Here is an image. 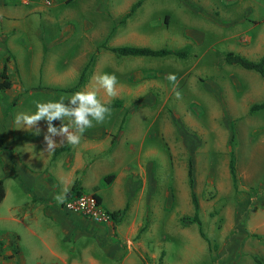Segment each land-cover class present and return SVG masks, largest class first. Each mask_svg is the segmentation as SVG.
I'll return each mask as SVG.
<instances>
[{
	"label": "rangeland",
	"instance_id": "374dc122",
	"mask_svg": "<svg viewBox=\"0 0 264 264\" xmlns=\"http://www.w3.org/2000/svg\"><path fill=\"white\" fill-rule=\"evenodd\" d=\"M220 5L218 14L227 13L228 22L214 27L208 16ZM243 37L249 39L245 47L237 42ZM120 45L185 47L187 53L118 56L109 50ZM229 51L260 60L264 0H0V71L4 66L9 78L14 69L17 73L12 86L0 90V242L5 245L0 264H60L49 251L59 252L58 245L44 239L27 217L38 208L50 211L37 218L70 247L74 261L86 243L99 259L105 245L115 244L140 264H257L254 258L264 263V107L250 110L264 101V65L260 73L229 64L224 60ZM212 58L214 68L196 66ZM85 67L84 83L71 91ZM101 73L116 75L118 95L100 90L98 98L119 99L120 105L110 107L104 123L89 128L110 135L100 149L83 153L85 167L76 169L73 182L80 193L99 194L102 210L122 212L115 223L107 221L113 226L109 235L92 241L63 231L67 217L76 214L65 211L55 195H33L43 177L64 173L67 151H44L45 121L36 135L14 118L34 113V101L63 96L67 103ZM170 73L176 85L166 79ZM189 161L199 225L192 219ZM108 174L112 179L106 182Z\"/></svg>",
	"mask_w": 264,
	"mask_h": 264
},
{
	"label": "crops",
	"instance_id": "0c3cea01",
	"mask_svg": "<svg viewBox=\"0 0 264 264\" xmlns=\"http://www.w3.org/2000/svg\"><path fill=\"white\" fill-rule=\"evenodd\" d=\"M221 6L222 5H220L219 7L212 8V10L210 12L211 15L208 16L210 23L212 25H214V27L215 26L217 27V25H221L223 23V19L225 20L224 21L225 23L228 22L227 18H224V17H229L227 15V13H226V15L218 14V9ZM225 9L227 11V10H230L231 8L229 6H227V4H226ZM12 15H13L12 18L15 19L14 18L15 14H12ZM218 19H220V20H218ZM248 40L249 39L243 37V38L239 39L237 42L240 41L241 45L245 47L247 44H249ZM229 52H231V51H229ZM263 55H264V51L261 54V57ZM200 64L211 67V69L214 68L215 66H217L214 63L213 58H212L211 62L208 61L207 63L205 61H204V63H202L200 61L196 64V66H198ZM5 73L7 74V72H5ZM15 73H16V69L13 70V73H12L13 76L11 78H9L6 75L8 77V80L10 79L9 80V83H10L9 87L12 86V81L14 79ZM20 79L22 80V77H20ZM109 135L110 134H102V133H100V131H94L91 129H86L83 136L81 137L79 145L72 146V145L67 144V143L59 144L60 146L58 145L55 149L61 147V148H63V151H62L63 153L67 151V155L64 156L65 166H67V169L64 171L63 174L59 171L58 172L59 174L57 176L53 177V179H51L50 177H43L40 180V183L35 186V193L33 195L36 197H41V196L50 197L53 195L57 196V195L62 194L65 189L68 190L73 183V173L76 171V169L78 167H85L84 162L82 160L83 153L86 151L94 150V149H100L101 143L104 140L103 138H108ZM55 139L57 141H59L60 138L56 137ZM107 142H108V140H107ZM77 149L80 152H76L75 150H77ZM19 160H20V162L23 161L21 158H19ZM61 176H63V177H61ZM79 186H78V188H79ZM79 191H80V189H79ZM94 192L97 193L96 191H94ZM3 196H4V190H3ZM102 202L103 201L101 200V203ZM106 209H109L111 211L117 210L115 208H107V207H106ZM47 210L48 209L40 210L38 208L35 213H30L27 215V217L29 218L31 225L34 226L35 228H38L42 232V237L44 239L47 238L50 241V243L58 245L59 252H54V251H51L50 249H49V251L52 254V256H54L57 259V261L60 264H110V262L113 261L114 258L119 260L116 264H140L139 260H137L133 257H130L128 255V252H123V250L119 251L116 248L115 244L111 245V247H108V245H105L103 247L105 254H103L102 259H99L96 257L98 255V253L94 251L95 247L92 245L89 246L86 243H83L82 251L79 253L78 259L76 261H74L76 256H73L70 254V251H69L70 247H68L67 244H62V241H59L55 237V235L50 230V228L46 227V226H48L45 224L46 222H43L42 220L37 218L36 214H41L42 216L50 215L51 214L50 211H47ZM26 214L27 213L22 214L21 217L19 219H17V221L22 222V219L24 218V216ZM71 214H76V215L71 216V218L67 217V219L65 220L66 226L63 228V231L66 234L72 233V236L75 238L78 237L81 233V235L85 234L88 237H90L93 241L99 235H102V234L109 235V233H111V231H112V229L110 231V228H112L113 226L111 225L112 223L110 224V222H108V223L107 222H97V221H94V220L88 218L89 220H91V221H89V220H85L86 218L84 216L79 215L77 213H71ZM109 225H110V227H107ZM24 226L30 234L34 235V237H38L36 235V233L34 232V230L28 226V223H25ZM63 240H67V239L64 238ZM124 240L131 244V246H130V244H128L126 247L128 249H130V251H132V247H133L132 242L125 239V237H124ZM0 247H5V245L1 244V242H0ZM4 264H6V263H4Z\"/></svg>",
	"mask_w": 264,
	"mask_h": 264
},
{
	"label": "clouds",
	"instance_id": "9594fccd",
	"mask_svg": "<svg viewBox=\"0 0 264 264\" xmlns=\"http://www.w3.org/2000/svg\"><path fill=\"white\" fill-rule=\"evenodd\" d=\"M91 88L85 87L76 91L67 98L60 97L59 101H34L36 111L34 113H18L14 122L25 130L35 129V134H40L39 122L45 121L47 131L44 135V151H52L59 144L67 143L77 146L80 143L86 129L95 124H102L106 118L111 116L112 109L98 98V92L103 90L107 96L116 97L118 80L115 74L101 73L94 74ZM166 79L173 85L177 84L174 74H168ZM177 99H181V93L175 92ZM61 122L59 127L54 126V121ZM65 121L67 123H65ZM19 128V129H20ZM59 137V141L55 138ZM67 195V189L55 199L63 203Z\"/></svg>",
	"mask_w": 264,
	"mask_h": 264
},
{
	"label": "trees",
	"instance_id": "16d2710c",
	"mask_svg": "<svg viewBox=\"0 0 264 264\" xmlns=\"http://www.w3.org/2000/svg\"><path fill=\"white\" fill-rule=\"evenodd\" d=\"M70 1V0H68ZM139 4V1H137L135 4H133L130 8V10L132 11L137 5ZM104 43L101 44V46H103ZM109 50L111 52H113L114 54L118 55V56H124V55H129V56H151V57H162V56H167V55H173V56H177V57H183L186 55L187 53V48L183 47L180 49H176V50H168V49H151L149 47H145V46H129V45H120V46H114V47H110ZM224 60L225 62L229 63V64H234V65H239L243 68L246 69H253L256 70L260 73L263 72V65H264V55L260 58L259 61L257 62H252L250 60H247L246 58L238 55V54H234L232 52H226L224 54ZM87 67V65H86ZM86 67L82 70V72L79 75L78 81L76 83V85L74 87H72L70 90H76V88L80 85H82L85 81V69ZM0 90L9 87L10 83L9 80L6 76L5 73V67L3 66L1 71H0ZM107 106L109 107H114V106H119L120 105V101L119 99H115L113 100L111 103H105ZM264 107V101L259 103V104H254L252 106H250V110H255V109H259ZM228 172L230 174V178L232 183L234 184L235 178H234V166H233V159L232 157H230V159L228 160ZM187 183H188V187H189V195H190V201L192 204V207L194 209V213H193V221H196V223L199 225V220H198V205H197V201H196V197H195V192H194V188H193V178H192V171H191V162H188V167H187ZM112 179V175L108 174L107 176L104 177V181L109 182ZM79 188L76 182H73L71 187L67 190V195H74V194H79ZM3 197V187H2V180L0 179V200ZM96 200L99 201V197L97 195H95ZM125 208V206L123 207V209ZM122 211H118V210H114V211H108V215L112 221V223H115V221H117V219L115 218V216ZM198 233L199 235L207 242V238L204 236V234L202 233L200 227L198 226ZM254 261L257 264H264V263H260V261L258 259L254 258Z\"/></svg>",
	"mask_w": 264,
	"mask_h": 264
},
{
	"label": "built area",
	"instance_id": "2783aa9c",
	"mask_svg": "<svg viewBox=\"0 0 264 264\" xmlns=\"http://www.w3.org/2000/svg\"><path fill=\"white\" fill-rule=\"evenodd\" d=\"M16 1L21 3L27 2V0ZM61 207L67 212L77 213L97 222H107L110 219L108 212L102 210L99 202L92 194L79 193L69 195L61 203Z\"/></svg>",
	"mask_w": 264,
	"mask_h": 264
}]
</instances>
